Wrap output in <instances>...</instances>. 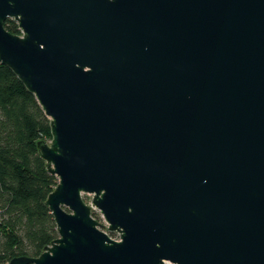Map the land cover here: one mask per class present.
<instances>
[{
  "label": "water",
  "instance_id": "obj_1",
  "mask_svg": "<svg viewBox=\"0 0 264 264\" xmlns=\"http://www.w3.org/2000/svg\"><path fill=\"white\" fill-rule=\"evenodd\" d=\"M0 63L58 179L8 264H264V0H0Z\"/></svg>",
  "mask_w": 264,
  "mask_h": 264
},
{
  "label": "trees",
  "instance_id": "obj_2",
  "mask_svg": "<svg viewBox=\"0 0 264 264\" xmlns=\"http://www.w3.org/2000/svg\"><path fill=\"white\" fill-rule=\"evenodd\" d=\"M4 27L21 34L13 19L7 18ZM47 139L49 118L33 93L0 63V264L37 257L58 236L45 205L58 179L47 171L37 148L39 140Z\"/></svg>",
  "mask_w": 264,
  "mask_h": 264
},
{
  "label": "rangeland",
  "instance_id": "obj_3",
  "mask_svg": "<svg viewBox=\"0 0 264 264\" xmlns=\"http://www.w3.org/2000/svg\"><path fill=\"white\" fill-rule=\"evenodd\" d=\"M51 139H47L46 141L49 143ZM83 200L85 201L86 204L91 205V199H92V195L91 194H83L82 195ZM92 212L95 213L96 217L95 219L103 226L100 227L101 230L107 232V223L105 222V220L103 219L102 215L100 214V212L96 209H92ZM110 237L114 240H119L120 239V235L118 232H111L109 233ZM166 264H171L169 262H166Z\"/></svg>",
  "mask_w": 264,
  "mask_h": 264
},
{
  "label": "built area",
  "instance_id": "obj_4",
  "mask_svg": "<svg viewBox=\"0 0 264 264\" xmlns=\"http://www.w3.org/2000/svg\"><path fill=\"white\" fill-rule=\"evenodd\" d=\"M104 232H105V231H104ZM106 233L109 235L110 232L107 231ZM109 236H110V235H109ZM7 264H8V263H7Z\"/></svg>",
  "mask_w": 264,
  "mask_h": 264
}]
</instances>
